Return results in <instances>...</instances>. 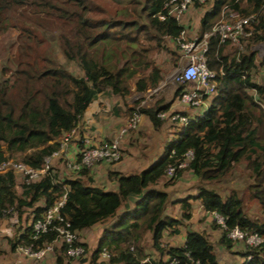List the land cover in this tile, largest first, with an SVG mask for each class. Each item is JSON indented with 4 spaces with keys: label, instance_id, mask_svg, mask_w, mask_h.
<instances>
[{
    "label": "trees",
    "instance_id": "1",
    "mask_svg": "<svg viewBox=\"0 0 264 264\" xmlns=\"http://www.w3.org/2000/svg\"><path fill=\"white\" fill-rule=\"evenodd\" d=\"M167 1L131 0L116 15L99 18L96 15L104 11L92 0H0V10L7 11L12 4L15 8L26 5L37 19L34 24L57 31L65 60L76 62L82 71V75L73 74L37 47L14 57L9 72L0 71V165L18 156L24 165L41 168L45 158L59 149L62 138L78 127L97 94L109 91L126 97L130 93L128 81L138 72L152 67L146 77L136 79L135 90L156 88L163 77L153 67L148 53L152 47L165 49L166 37L179 48L185 30L169 16ZM225 7L241 15L256 14L250 35L240 37V48L231 51L226 48L230 42H220L217 37L208 39L206 62L215 72L216 93L204 114L182 127L179 138L167 143L160 158L148 168L130 176L109 173V181L116 184L115 191L87 186L86 181L92 182L91 170H82L75 179L59 183L52 174L34 183L23 182L20 195L15 174L0 175V221L21 218L24 213H29L26 221L30 219L9 240L11 250L30 244L36 249L56 239L55 232H49L34 240L31 224L65 189L67 199L61 214L77 235L113 221L98 242L92 256L94 264L103 252L107 253L108 264H219L205 233L188 230L184 245L178 248L162 243L165 232L178 235V227L191 219L190 200H199L207 213L219 214L228 228L238 227L264 237V222L244 214L237 192L222 198L214 189L243 164L252 181L247 191L264 208V109L255 101H264V79L262 83L253 80L257 53L251 47L252 42L264 43V0H212L200 19V35ZM144 42L151 44V49ZM119 58H125L122 65H118ZM261 65L264 67V61ZM7 73L10 78L5 77ZM185 88L184 83H179L175 96L179 97ZM169 109L170 104L157 102L137 111L154 129H159L164 122L158 115ZM112 113L117 116L119 110L114 108ZM188 151L193 154L192 160L185 169H178ZM169 166L175 168V176L164 183ZM185 171L192 173L199 186L196 196L177 202L182 216L175 220L165 215L170 199L161 187L170 186ZM135 200L133 209L117 217L122 207ZM147 235L155 257L146 252ZM219 243L226 250L234 244L224 232ZM81 245L85 251V245ZM58 250L57 264H63L65 246ZM242 256L251 257L242 264H264V245L247 249Z\"/></svg>",
    "mask_w": 264,
    "mask_h": 264
},
{
    "label": "rangeland",
    "instance_id": "2",
    "mask_svg": "<svg viewBox=\"0 0 264 264\" xmlns=\"http://www.w3.org/2000/svg\"><path fill=\"white\" fill-rule=\"evenodd\" d=\"M92 1L95 5H97V7L103 9L104 13L96 15V17L102 18L116 15L117 12L120 11L122 7H126L131 0ZM211 4L212 0H206L205 2L198 4L193 3L186 10L185 14L179 20V22L184 25L185 28L184 33L181 37L182 41L184 40L185 43H189L192 40H200L202 38V35L204 33H208L212 26L220 19L221 16L211 21V23L207 25L206 31L202 35H200V19L202 18L204 12L210 9ZM13 5L14 4H12L10 9H8L7 11L6 9L0 10V71H2L3 73L9 72V70L12 68L11 62L14 57H16L18 54L24 55L26 52L30 53L37 47L41 49V53L43 55L53 58L59 64L64 66L68 71L72 72L75 75H82V71L76 62H69L65 60L57 40V31L34 24L37 19L35 18L34 13L30 12V9H28L26 5L16 6L17 8H15V6ZM164 43H166L165 49L152 47V50L148 53V57L152 61L153 67L158 69L163 77L160 80L158 86L156 88H148L142 92L135 90L136 79L141 76L146 77L148 72L152 69V67H150L144 72H138L129 79L128 83L130 86V93L126 97L121 98L115 95L111 96V98L114 97L121 103V106H113L111 109V113L114 108H117L121 113V108L124 107L127 114L126 122L124 126L118 131L117 135L119 136L124 129L126 130L125 134H123L122 136L120 135L121 138L119 146L123 155L122 158H124V155L126 154V152H124L122 149V141L126 137L135 138V136H138V138L141 139V142L139 144L133 145L132 148L136 153H138V155L145 154L146 156H150L156 153L157 150L155 151V149H157L160 145L162 155L165 144L179 138L182 127L175 123H172L169 119H165L163 121V126H161L160 132L158 131L159 134L151 127V125H149L151 128L144 125L145 120L142 116H140L139 118V123L136 129L128 130V122L134 111H137L139 108L151 107L153 105H156V103L158 102L170 104L171 109L173 111H178V113L184 111V116L188 118H194L196 117L194 116V114L198 113L199 107L189 108L183 106L182 104H180V102L178 101V97H176L174 93L176 87L180 83L178 82L177 77L180 74L181 69L185 63V59L182 57L183 51L180 47L177 48L174 44H172L167 37L164 38ZM143 45L148 47L151 46V44H149L148 42H144ZM238 46L240 48L239 43H229L226 48L228 51H231ZM251 47L257 53L256 68L253 71V80L256 83H262L264 79V67L261 65V63L262 61H264V43L254 44L252 42ZM172 51H175L174 54L171 53ZM205 58L207 59V54H205ZM124 60L125 58H119L118 65H122ZM5 77L10 78L11 74L7 73ZM172 110L170 111V113H172ZM80 129V126L75 129L76 135L77 132L80 131ZM133 140L134 139L129 142H133ZM158 141L160 144L157 146ZM157 155L156 160L161 156ZM11 161L15 163L20 162L18 156ZM53 162L51 164L52 167L54 169L58 168L59 165H54ZM56 171V175L62 173L63 167L57 169ZM15 176L16 183L18 185L17 192L18 195H20L21 189L19 187L22 185L23 179L18 174H15ZM168 180L169 179H165L164 183L168 182ZM250 182L252 181L248 179L244 165L241 164L234 168L230 176L223 180V182L218 186H215L214 189L220 194L222 198L227 197L232 191L237 192L243 202L244 214L251 220L262 223L264 222V208H262L258 203L259 201H256V199L254 198L251 199V193L248 192V185L250 184ZM170 184L171 185L168 187H161V190L165 192L169 196V199L174 202L178 200H188L189 198H192V196H196L197 188L199 186V182L189 171L183 172L178 180H175ZM194 202L195 201L193 200L192 203ZM193 213L195 214V216L193 217L192 223L191 221H184L181 231L183 230L185 232V229L203 231L204 223L202 224V220L204 218L202 217V213H200L199 204L196 202L194 203ZM167 214L175 219L181 220L179 206L169 207ZM10 219L11 218H7L6 220L1 221L0 228L12 229L13 231H15L17 225H15V223H12L14 222L13 219ZM99 228H101V226H96L95 229L88 230L85 233L78 235V241L81 244L85 245V251L83 256L78 259L72 260V263L94 264L92 263V256L97 250L98 242L100 240V232H98L100 230ZM148 236L149 235H147V238L145 239L144 246L146 248V252L155 257L156 255L151 251L150 240H148ZM208 240L214 246V252H218L219 256L222 258V264H239V262H241L243 259L241 254H243L247 250L243 246L240 247L238 245H235L234 250L237 251V253H233V255L230 256L226 252L221 253L217 250L218 247L216 246V242L214 241L213 237H208ZM98 260L99 261L96 264H108L107 258L105 257L101 256V258H99ZM243 262H245V260H243Z\"/></svg>",
    "mask_w": 264,
    "mask_h": 264
},
{
    "label": "built area",
    "instance_id": "3",
    "mask_svg": "<svg viewBox=\"0 0 264 264\" xmlns=\"http://www.w3.org/2000/svg\"><path fill=\"white\" fill-rule=\"evenodd\" d=\"M206 0H168L166 7L168 8L169 16L180 20L185 14L186 10L193 3H203ZM164 18V16H160ZM257 18L256 14L241 15L236 11L225 7L222 10L220 19L212 26L208 33H204L200 40H192L189 43L180 42L182 57L185 63L177 77L178 82L184 83L186 88L181 92L178 101L183 106L189 108H198L204 103V100L211 99L216 93V84L214 82L215 72L210 70L207 66L205 54L208 49V39L210 37H217L220 42L228 41L230 43H239L240 37H247L251 32V23ZM262 18L264 20V10L262 11ZM184 32H182L183 34ZM182 37V36H181ZM258 105L264 109V101L260 99L255 100ZM140 114L134 111L132 114L127 129H136ZM160 120L169 119L181 127H185L193 118H188L182 113H160L158 115ZM126 133L124 129L120 135ZM117 136L113 140L103 142L100 145L92 146L85 140L74 160H71L67 155V150L70 141L75 136V130L66 134L60 141L59 149L50 157L45 158L43 165L39 169L30 168L23 163H15L11 160L0 165V175L12 172L22 177L26 184L39 181L41 178L52 174L56 175L57 171L52 167V162L58 160L63 163L66 172V178L77 176L82 170H92L99 164H116L122 160V152L119 146L121 136ZM193 158L191 151H188L183 161L178 165V169H185L189 161ZM56 183L63 180V175L58 174ZM175 176V168L169 166L166 171V178L172 179ZM67 190L57 201L49 207L40 217L39 220L31 224L32 238L38 239L41 235L49 232H55L56 239L49 244H44L40 248L34 247L33 244L28 246L19 245L15 251L17 254L33 260L40 261L48 254L54 252L55 246H65L64 263L68 264L72 260L78 259L84 254V248L78 241V235L71 230V225L61 214L67 199ZM215 222L222 232L225 233L226 239L232 243L242 244L246 249H255L264 245V237L258 233H248L240 230L238 227L232 229L228 228L224 218L219 214L213 213ZM102 257L107 258V253L103 252ZM251 257H247L250 260ZM170 264H178V262H171Z\"/></svg>",
    "mask_w": 264,
    "mask_h": 264
},
{
    "label": "crops",
    "instance_id": "4",
    "mask_svg": "<svg viewBox=\"0 0 264 264\" xmlns=\"http://www.w3.org/2000/svg\"><path fill=\"white\" fill-rule=\"evenodd\" d=\"M250 93L254 95V92H250ZM111 96H114V94L110 93L109 91L108 92L105 91V92H101V93L97 94L95 99L92 101V103L89 105V107L85 111L84 117H83L81 123L78 125V127L80 126L81 129H80V131L78 130L79 132H77V135L75 134V136L70 141L69 146H68L67 155L71 160H74L76 158V156L79 152V149L81 147L80 145L85 140H87L89 142V144L92 146L100 145L103 142H106V141H109V140L116 138V136L118 135V131L124 126V124L126 122V118H127L126 110L124 109V107H122L121 113L119 111V115H117V116H115L113 113H111V109L113 106H121L120 101L114 97H113L114 99L111 98ZM115 96H117V95H115ZM210 100H211L210 98L204 100V103L198 108V113H195L194 116L197 117V116H201L202 114H204V111L207 109ZM171 110L172 109L170 106L169 111H171ZM181 113L184 114V111H181ZM142 117L145 120L144 125L150 127L149 125H151V124H150L149 120L147 119V117H145V116H142ZM151 127H152V125H151ZM154 130H156L158 133V131L160 132L161 127L159 129H154ZM138 133H139V131H138ZM132 139H134L133 142H129V141H132ZM140 142H141V139L138 138V136L137 137L135 136V138L126 137L122 141V145H123L122 149L124 152H126V154L124 155V158H122V160L119 163L113 164V165L99 164L91 170V176H90L91 180H92L91 183H89L87 181L85 182V180H86L85 178L82 180L86 183L87 186L90 184L91 186L102 188L104 191H115L117 187H116L115 182L109 181V178H108L109 173L115 172V173H120L121 175H124V176H130V175L139 173L142 170L148 168L150 165H152L156 161V155L157 154L161 155V145L157 149H155V151L157 150L156 153H154L150 156L149 155L146 156L145 154L138 155V153H136L133 150L132 146L139 144ZM159 144L160 143L158 141L157 146ZM165 146H166V144H165ZM53 164L59 165L58 168H55L56 170L63 167V163L58 161V160H54ZM60 174L63 175V179H75L77 177V176H72V177L66 178V176H65L66 172H65L64 167H63L62 173H60ZM193 197L194 196H192V198ZM178 201H181V200H178ZM178 201H175V202L172 200L169 201L168 207L165 210L166 216H168L172 219H175V218L169 216L167 214V211H168L169 207H175V206L180 207V205L177 204ZM192 201L193 200H190L192 212H191V219L189 221H191V223H192L193 217L195 216V214L193 212H194V203L196 202L199 204L200 213H202V217L204 218L202 220V224L204 223V226H203L204 229H203V231H197V230H195V231L191 230V231L205 233L207 237H210V238L213 237L214 241L216 242V246L218 247L217 250L220 251L221 253L226 252L230 256H232L233 253H237V251L234 250V246L238 245V246L242 247L243 245L239 244V243H234L233 247L230 250H226L219 243L220 238L222 236V231L218 227V225L216 224L213 213L205 212L199 200H194L195 201L194 203H192ZM135 204H136V200L132 203H128L127 206L122 207L117 212V217L123 216L125 212L133 209ZM180 213H181V208H180ZM28 214L29 213H27V214L24 213V215H22L21 218H19L17 216L11 217V219H13V221H14L12 223H15V225H17L15 231H13L12 229L0 228V264H57V258L60 255L59 250H58L59 247H55V250L53 253L48 254L44 259H42L40 261L30 260V259L24 257L23 255L17 254L16 251L11 250V248L9 246V240L13 239L16 236V233L18 231L23 230L26 227V225L29 224L30 219L28 221H26V216H28ZM30 215H29V217H30ZM181 216H182V214H181ZM180 219H181V217H180ZM175 220H179V219H175ZM112 222L113 221H111L110 223H107L106 225L97 224L88 230L95 229L96 226H101V228H99L100 230L98 229L99 230L98 232H100L99 237L101 238L105 228L109 227V225ZM182 226H183V224L178 227V230H179L178 235L172 236L169 234V232H165V234L163 235V240H162V243L164 246L178 248V247H182L184 245L186 234H187L188 230L185 229V232L183 230L181 231ZM88 230L80 232L79 235L85 233ZM149 237H150V235L148 236V240H150ZM146 238H147V236H146ZM215 254L217 256V260H218L219 264H222L221 263L222 258L219 256V253L216 252ZM241 256H242V254H241ZM245 259L246 258H243L242 261L239 262V264L244 263L243 260H245ZM68 264H76V263L71 262Z\"/></svg>",
    "mask_w": 264,
    "mask_h": 264
},
{
    "label": "clouds",
    "instance_id": "5",
    "mask_svg": "<svg viewBox=\"0 0 264 264\" xmlns=\"http://www.w3.org/2000/svg\"><path fill=\"white\" fill-rule=\"evenodd\" d=\"M170 114V111H167V114ZM172 113H176V111H172ZM177 113H178V111H177ZM164 121V120H163Z\"/></svg>",
    "mask_w": 264,
    "mask_h": 264
}]
</instances>
